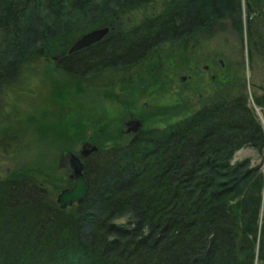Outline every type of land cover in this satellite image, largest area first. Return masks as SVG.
<instances>
[{"label": "trees", "instance_id": "trees-1", "mask_svg": "<svg viewBox=\"0 0 264 264\" xmlns=\"http://www.w3.org/2000/svg\"><path fill=\"white\" fill-rule=\"evenodd\" d=\"M94 1L0 0V83L20 73L12 67L55 56L75 80L133 67L157 45L195 40L218 18L240 14L239 0H165L119 28L122 14L153 0H120L121 9L107 11ZM106 24L100 42L67 52L77 36ZM243 144L261 151L264 132L237 95L100 143L85 161L80 203L60 208L30 177L0 180V264H264V174L229 162Z\"/></svg>", "mask_w": 264, "mask_h": 264}, {"label": "rangeland", "instance_id": "rangeland-1", "mask_svg": "<svg viewBox=\"0 0 264 264\" xmlns=\"http://www.w3.org/2000/svg\"><path fill=\"white\" fill-rule=\"evenodd\" d=\"M164 1L131 9L114 25L138 23ZM119 2L95 0L93 5L107 11L121 9ZM239 2L236 21L235 14H227L212 29L195 34V40L157 45L133 67L105 69L77 81L56 66L55 58L12 67L20 73L0 83V180L30 177L58 204L70 172L69 153L78 152L88 139L98 146L124 142L134 136L124 123L130 115L140 121L138 130L163 127L203 104L237 95L245 96L264 132V0ZM242 160L264 174V146L258 151L243 144L229 162ZM254 264L261 262L255 258Z\"/></svg>", "mask_w": 264, "mask_h": 264}, {"label": "water", "instance_id": "water-1", "mask_svg": "<svg viewBox=\"0 0 264 264\" xmlns=\"http://www.w3.org/2000/svg\"><path fill=\"white\" fill-rule=\"evenodd\" d=\"M108 32V27H96L89 31H86L79 35L71 44L68 49V52H74L78 49L84 48L86 46L91 45L92 43L100 40L104 34ZM135 128L141 126L140 121L137 119L135 124ZM95 149V146H92ZM84 152H89L88 150H84ZM69 162L72 167V172L75 176L74 181L66 188L62 189L56 197V201L59 204L60 208H65L67 206L72 205L73 203H80L86 193V181L83 176L82 167L83 164L74 162L73 160H77V156L74 153H69ZM71 175V176H72Z\"/></svg>", "mask_w": 264, "mask_h": 264}, {"label": "bare ground", "instance_id": "bare-ground-1", "mask_svg": "<svg viewBox=\"0 0 264 264\" xmlns=\"http://www.w3.org/2000/svg\"><path fill=\"white\" fill-rule=\"evenodd\" d=\"M108 27V31L111 30L112 26L111 25H106ZM82 49V48H81ZM80 50V49H78ZM92 146H95V149H93ZM81 149L74 153L77 156V160H73L74 162L77 161V163L83 164L82 167V172L83 169L85 167V161L90 157V155H92L93 153H97L99 152L98 150L100 149V147L98 145H96V141L90 142V139H88L87 141H85L84 143L81 144ZM84 150H88L89 152H84L82 153ZM84 176V175H83ZM85 179V178H84ZM74 204V203H73Z\"/></svg>", "mask_w": 264, "mask_h": 264}, {"label": "flooded vegetation", "instance_id": "flooded-vegetation-1", "mask_svg": "<svg viewBox=\"0 0 264 264\" xmlns=\"http://www.w3.org/2000/svg\"><path fill=\"white\" fill-rule=\"evenodd\" d=\"M107 25V24H106ZM106 25H103V26H106ZM103 26H100V27H103ZM99 27V26H98ZM94 28H96V27H94ZM91 30V29H90ZM106 34H104L103 35V37L105 36ZM103 37L100 39V40H98V41H96V42H94V43H92L91 45H89V46H86V47H91V46H93V45H95L96 43H98V42H100L102 39H103ZM85 48V47H84ZM78 51V50H77ZM77 51H74V52H77ZM68 52V51H67ZM56 60L58 59V57L57 56H55L54 57ZM221 66V65H220ZM223 66V65H222ZM129 116V115H128ZM130 118H128V119H126V121H124V123H125V125L130 129H132V133L133 134H136L137 132H136V128H135V126H134V124H135V122H136V117L134 116H129ZM130 125V126H129ZM137 131H138V128H137ZM69 165V164H68ZM70 167V172H69V174H68V177H67V183L64 185V187H63V189L64 188H66V187H68L73 181H74V179H75V176L74 175H72L73 174V172H72V169H71V166H69ZM72 175V176H71ZM62 190V189H61Z\"/></svg>", "mask_w": 264, "mask_h": 264}]
</instances>
